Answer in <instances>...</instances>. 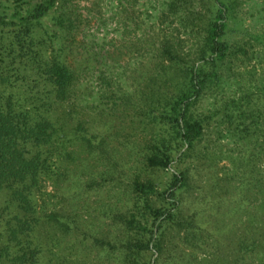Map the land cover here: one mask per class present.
Wrapping results in <instances>:
<instances>
[{
	"label": "trees",
	"instance_id": "16d2710c",
	"mask_svg": "<svg viewBox=\"0 0 264 264\" xmlns=\"http://www.w3.org/2000/svg\"><path fill=\"white\" fill-rule=\"evenodd\" d=\"M70 2L0 0V264H67L54 260L55 252L39 231L48 227L47 239L50 229L65 236L77 229L78 213L73 197L62 196L68 205L56 200L48 207L42 196L46 182L62 185L74 162L92 156L101 180L73 179L88 191L94 180L101 186L120 164L114 157L118 143L110 142L116 132L110 136L106 120L73 119L69 111L57 109L78 73L70 46L79 18ZM240 5L241 0H162L156 17L171 29L162 31L155 45L153 66L126 76L116 72L117 85L131 78L136 100L129 101L126 91L115 94L119 86L98 95V101L114 106L118 95L125 99L146 130L138 170L126 184L130 202L110 212L123 228L119 245L125 264H156L171 228L182 243L202 246L208 220L199 210H184L198 145L212 126L219 135L226 131L233 143L229 151L234 146L240 152L242 183L253 195L261 194L258 218L249 216L239 232H231L237 246L229 264H264V32L242 23ZM180 28L190 42L178 35ZM230 80L241 85L240 93L198 109L201 99ZM80 170L81 175L93 172ZM159 171L166 178L155 176ZM94 241L108 242L95 235Z\"/></svg>",
	"mask_w": 264,
	"mask_h": 264
},
{
	"label": "rangeland",
	"instance_id": "374dc122",
	"mask_svg": "<svg viewBox=\"0 0 264 264\" xmlns=\"http://www.w3.org/2000/svg\"><path fill=\"white\" fill-rule=\"evenodd\" d=\"M161 1L70 2L71 8L79 18L77 26L72 31L73 39L70 46V59L73 65L78 66V73L69 97L59 102L57 109L60 112L69 111L67 115L73 119L84 117L87 120L92 116H98L106 120L111 129L110 136L116 132V136L110 142L115 145L118 143L114 157L120 164L117 172L106 174L108 178L101 186L94 180L91 184L94 186L88 191L79 188L81 186L77 184L78 179L102 178L98 174V168L94 166L97 163L92 156L86 157L85 161L78 159L74 162L71 165L72 173H69L62 185L46 182L42 196L49 200L48 207H52L56 200L59 201L57 205H68L69 198L73 197L71 202L75 204L72 206L78 213L77 229L65 236H60L57 230L50 229L52 237L47 239L48 227L44 226L39 231L42 237L45 235V243L47 242L55 252L53 255L55 261L64 259L67 264H125L119 245L120 240L124 238L123 228L117 220H112L110 212L124 209L130 202L131 194L126 184L138 170L140 144L145 139L146 130L141 126L135 108L122 97L117 98L119 95L115 97L117 102L115 106L110 101L100 102L97 98L104 92L108 93L110 90L114 92L119 86L121 89L115 94L122 95V91H126L130 96L129 101L136 100L131 94L133 89L131 78L127 77L117 85L114 82L116 72L122 71L126 76L137 72L138 69L147 70L153 66L155 45L162 31L169 32L171 29V25L159 23L156 17L161 8ZM238 14L244 25L264 32L263 1L241 0ZM180 30L178 35L187 37L190 42L191 37L189 38L182 28ZM250 65L248 64L247 68L250 69ZM103 74L107 76L109 83L101 77ZM240 78L237 76L238 80ZM242 89L239 83L230 80L223 87L201 99L198 109L206 110L212 106V102L240 93ZM207 132L198 145L199 158L195 156L190 158L192 160L195 158V162L184 211L188 213L196 209L200 211L199 215H205L208 221L204 222V226L208 229L204 232L209 234L203 233L205 237L200 242L201 247H191L182 243L176 229L171 228L165 235L162 253L152 255L153 258L157 255L156 264H229L234 247L237 246L236 237L231 232L234 230L239 232L241 229H238L249 216L259 214L261 194L253 195L254 192L246 188L248 184L242 183V178L239 177V172L244 167L242 160L239 159L240 152L238 153L234 146L231 151L228 150L233 143L226 131L219 135L217 128L212 126ZM68 148H71V145ZM80 156L85 157L86 153L81 151ZM229 156L234 157L233 161ZM80 168L91 169L93 172L89 174L90 176L81 175ZM162 173L159 171L155 176L166 178ZM147 174L151 175L149 172ZM76 175L78 179L73 180ZM221 176L224 180L219 178ZM217 180L219 183H216ZM220 186H223L224 190H218ZM246 191L250 193L244 198L242 193ZM63 200L65 202L62 204ZM241 207L247 211L246 209L243 211ZM94 235L104 237L115 245L112 246L108 242L102 246L96 244ZM236 264L248 263L241 260Z\"/></svg>",
	"mask_w": 264,
	"mask_h": 264
}]
</instances>
